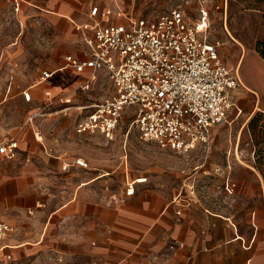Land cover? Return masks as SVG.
<instances>
[{
  "label": "crops",
  "instance_id": "crops-1",
  "mask_svg": "<svg viewBox=\"0 0 264 264\" xmlns=\"http://www.w3.org/2000/svg\"><path fill=\"white\" fill-rule=\"evenodd\" d=\"M7 1L16 10L22 2L32 5L64 42L66 53L63 64L52 63L51 66H57L41 70L31 85L20 91H6L1 96L0 143L14 137L18 148L12 159L0 154V222L11 226L0 239V262L37 254L48 246V241H56L66 244L60 249L67 254L81 251L85 264H264V180L255 171H238L235 188L201 186L205 189L198 197L190 196L185 185L183 202L178 200L179 204L176 198L168 203L161 201L155 191H136V180H128L125 190L112 197L105 192L93 194L87 182L66 187L57 184L56 194L44 193L47 188L41 162L47 161L48 156L57 159L62 156L46 147L42 136H37L39 132H33L43 144L44 149L39 148L30 131L33 120L56 113L51 107L57 104L64 105L61 111L71 108L70 96L74 97L78 90L103 85L106 78L110 90L99 100L114 92L106 69H99L90 78L89 68L76 71L65 57L72 55L81 60L89 57L84 38L92 32L90 25L95 21L125 23L130 16H144L115 11L110 5L98 6L100 0ZM93 6L99 10L95 16L90 15ZM101 11L107 12V19L100 15ZM118 11L120 15L116 14ZM249 54H253L254 60L264 61L256 51L244 52L241 66ZM43 71L50 72V76L39 80ZM63 73L74 80L70 96L65 90ZM241 78L246 87L256 92L258 87L242 75ZM24 91H29V100L24 99ZM87 113L75 123V131ZM74 158H63L60 164ZM74 167L82 168L72 165L68 170ZM63 195L64 200L51 205L55 196Z\"/></svg>",
  "mask_w": 264,
  "mask_h": 264
},
{
  "label": "rangeland",
  "instance_id": "rangeland-1",
  "mask_svg": "<svg viewBox=\"0 0 264 264\" xmlns=\"http://www.w3.org/2000/svg\"><path fill=\"white\" fill-rule=\"evenodd\" d=\"M101 4L113 6L115 11L144 17L160 15L178 7L191 21H196L201 12H205L207 38L220 40L219 54L223 61L237 71L240 78L242 75L258 88L256 92L249 89L241 78L243 84L233 90L234 104L224 122L213 128L210 142L187 152H177L156 142L142 140L131 126L132 117L128 110L123 113L112 138L94 132L78 134L74 130L75 123L91 110V103L110 89L106 78L103 85L93 86L88 91L78 90L72 97L74 80L68 73H63L71 108L61 111L63 104L52 106L57 112L33 120L30 128L40 149H44L43 144L33 132H39L37 136H42L46 147H52L55 154L62 156L59 159L48 156L47 161L41 162L47 188L44 193L56 194L57 184L66 187L87 182L93 194L105 192L112 197L125 190L128 180H136V191H155L161 201L168 203L176 198L179 204L183 202L185 185L190 196L198 197V193L204 191L205 187H201L204 185L219 190L228 186L235 188L238 171H255L264 180V115L253 127L248 126L254 114L264 113V61L254 60L253 54H249L240 65L241 55L254 52L256 40L264 38V11L261 9L264 2L100 0L97 5ZM65 53L64 42L56 37L47 19L34 11L32 5L22 2L16 10L7 0L0 1V100L6 91H20L31 85L41 70L57 66H51L52 63L59 61L60 65L63 64ZM76 156L84 157L89 168L60 170L63 158L71 160ZM62 200L64 195L55 196L51 205ZM171 207L174 208L173 203ZM47 245L37 254L3 260L0 264H85L81 251L67 254L60 249L66 245L62 242L48 241Z\"/></svg>",
  "mask_w": 264,
  "mask_h": 264
},
{
  "label": "built area",
  "instance_id": "built-area-1",
  "mask_svg": "<svg viewBox=\"0 0 264 264\" xmlns=\"http://www.w3.org/2000/svg\"><path fill=\"white\" fill-rule=\"evenodd\" d=\"M98 12L97 6L91 7V16ZM100 15L107 19V12ZM206 23L205 12L199 21L190 22L178 7L152 19L130 16L125 23H92V32L84 38L89 57L65 59L76 71L89 68L90 78L106 69L114 92L89 105L76 132L97 131L112 138L128 110L131 126L144 141L177 152L208 144L213 128L224 122L234 104L233 90L242 83L221 58L220 40L207 38ZM49 76L43 71L39 80ZM23 97L29 100V91ZM17 148V139L11 137L0 143V154L12 159ZM72 165L89 167L85 158L75 157L61 169ZM10 230L0 222V239Z\"/></svg>",
  "mask_w": 264,
  "mask_h": 264
},
{
  "label": "trees",
  "instance_id": "trees-1",
  "mask_svg": "<svg viewBox=\"0 0 264 264\" xmlns=\"http://www.w3.org/2000/svg\"><path fill=\"white\" fill-rule=\"evenodd\" d=\"M264 2V0H261ZM262 11H264V6H262ZM254 50L259 54L260 57L264 58V38L256 40L254 43ZM264 115L262 112H257L252 116L250 119L248 126L253 127V125L256 123L257 119L260 118V116Z\"/></svg>",
  "mask_w": 264,
  "mask_h": 264
}]
</instances>
